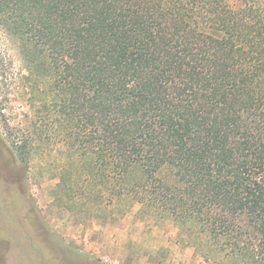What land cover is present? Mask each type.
<instances>
[{
	"label": "trees",
	"instance_id": "obj_1",
	"mask_svg": "<svg viewBox=\"0 0 264 264\" xmlns=\"http://www.w3.org/2000/svg\"><path fill=\"white\" fill-rule=\"evenodd\" d=\"M0 33L24 62L20 163L62 146L70 200L124 195L136 167L141 203L196 223L205 258L264 264V0H0Z\"/></svg>",
	"mask_w": 264,
	"mask_h": 264
},
{
	"label": "rangeland",
	"instance_id": "obj_2",
	"mask_svg": "<svg viewBox=\"0 0 264 264\" xmlns=\"http://www.w3.org/2000/svg\"><path fill=\"white\" fill-rule=\"evenodd\" d=\"M0 68V264H214L196 223L141 203L143 190H133L138 168L123 179L124 195L77 189L70 200L55 190L61 175L72 182L76 176L62 146L39 145L28 164L20 163L10 135L31 108L18 89L25 73L18 45L1 33ZM159 177L172 183L167 169Z\"/></svg>",
	"mask_w": 264,
	"mask_h": 264
},
{
	"label": "flooded vegetation",
	"instance_id": "obj_3",
	"mask_svg": "<svg viewBox=\"0 0 264 264\" xmlns=\"http://www.w3.org/2000/svg\"><path fill=\"white\" fill-rule=\"evenodd\" d=\"M0 182H1V180H0Z\"/></svg>",
	"mask_w": 264,
	"mask_h": 264
}]
</instances>
